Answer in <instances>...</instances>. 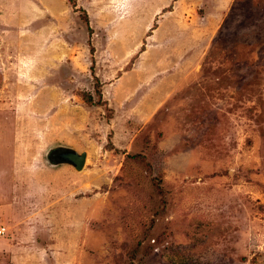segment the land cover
Listing matches in <instances>:
<instances>
[{"label": "rangeland", "instance_id": "rangeland-1", "mask_svg": "<svg viewBox=\"0 0 264 264\" xmlns=\"http://www.w3.org/2000/svg\"><path fill=\"white\" fill-rule=\"evenodd\" d=\"M94 1L0 0V264H264V0ZM91 27L160 44L116 113Z\"/></svg>", "mask_w": 264, "mask_h": 264}, {"label": "crops", "instance_id": "crops-1", "mask_svg": "<svg viewBox=\"0 0 264 264\" xmlns=\"http://www.w3.org/2000/svg\"><path fill=\"white\" fill-rule=\"evenodd\" d=\"M63 1L67 2L66 0H63ZM76 1H77V9L82 7V8H84V10H86V12L88 14H92L94 12H95V14H97L96 10L98 7H97V5L94 4V2H95L94 0H87L85 3H83L85 0L84 1L83 0H76ZM96 1H99V0H96ZM13 3H14L13 6L16 7L15 10H17L15 12V15L17 12H19L18 14H20V12H23L24 9L22 7L24 4H21L22 3L21 0H14ZM46 3L48 4V6L50 7L51 11H53L54 14L58 13L57 8L55 6H52V4H53L52 2H46ZM92 31H93V36H92V39L90 40V44L88 43L89 46L82 47L83 49L84 48L89 49L90 58H91L92 63H95L96 65H99V64H111V65L112 64H114V65L127 64V65H131L130 68L126 67V70H124V71H121V70L118 71V73H117L118 78L114 79V82L112 81L111 83H108L109 81H106L101 75H99V73L96 72V74H95V78L100 79V90H101V94L104 95L103 102H106L107 104L109 103L108 106H110V108L114 111V113H116L119 110L116 108V106H114V102H113L114 94L107 89L108 93L110 95H106V91H105L106 89L105 88L111 87L113 90H116L117 84H119V83L121 84V82L125 83L127 80L125 79L124 75L128 74L129 72H131L133 70L132 65L135 63H138L140 60V57L143 58L144 56H146L147 53L149 52V50H151V48H153V50H155V53L152 54V56L157 55V53L159 51H157L155 49V47L160 46V44L159 45L154 44L153 41H155L157 39L155 37L150 36L151 37V39L149 41L150 45L147 46L150 49L147 51L148 48L145 49L144 45H142L141 42L140 43L135 42L134 39H131V37H128V39L123 40L122 42H119V41H115V40L110 39V35L100 37L98 34L99 30L96 27H91V32ZM97 36H99V38ZM144 36L142 35V41L144 39ZM146 40H149L148 37H146ZM77 45L78 44L71 45L72 49H74V48L76 49V48L80 47ZM82 48H81V50L83 51V54L85 55L86 53L84 52V50ZM141 52H142V54H141ZM151 53H153V52H151ZM127 84H128V82L125 84V86ZM91 94H92V92H91ZM160 98H161V96L159 97V99ZM87 108L88 109H86V111L91 109V107H87ZM3 240H5V239L1 238L0 243H4Z\"/></svg>", "mask_w": 264, "mask_h": 264}, {"label": "water", "instance_id": "water-1", "mask_svg": "<svg viewBox=\"0 0 264 264\" xmlns=\"http://www.w3.org/2000/svg\"><path fill=\"white\" fill-rule=\"evenodd\" d=\"M87 153L77 152L67 147H55L49 153V160L53 165H69L76 171L81 172L87 161Z\"/></svg>", "mask_w": 264, "mask_h": 264}, {"label": "trees", "instance_id": "trees-1", "mask_svg": "<svg viewBox=\"0 0 264 264\" xmlns=\"http://www.w3.org/2000/svg\"><path fill=\"white\" fill-rule=\"evenodd\" d=\"M70 6L73 8V9H77V1L76 0H66ZM88 19V18H87ZM128 68H130V66H128ZM99 83V82H98ZM96 93L98 94V96L101 95V90H100V83H99V86L98 88L96 87ZM80 98H82V100L84 101L85 105L87 107H94L95 105H99V103H95L94 101V98H93V95L91 93H89L88 91H82V92H79L77 94ZM106 104V103H105ZM140 157L142 156H135L134 159H139ZM143 160H145L144 158H142V162Z\"/></svg>", "mask_w": 264, "mask_h": 264}, {"label": "built area", "instance_id": "built-area-1", "mask_svg": "<svg viewBox=\"0 0 264 264\" xmlns=\"http://www.w3.org/2000/svg\"><path fill=\"white\" fill-rule=\"evenodd\" d=\"M5 233H6V228L5 227H1L0 228V237L5 236Z\"/></svg>", "mask_w": 264, "mask_h": 264}]
</instances>
